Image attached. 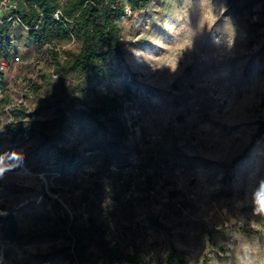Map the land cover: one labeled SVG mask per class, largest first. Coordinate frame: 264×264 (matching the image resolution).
<instances>
[{"label": "rangeland", "instance_id": "obj_1", "mask_svg": "<svg viewBox=\"0 0 264 264\" xmlns=\"http://www.w3.org/2000/svg\"><path fill=\"white\" fill-rule=\"evenodd\" d=\"M127 9L120 52L85 73L57 66L77 37L37 45L0 29V216L19 237L0 230V264H70L64 213L145 264H264V0ZM104 95L118 103L107 117ZM15 121L58 127L13 142Z\"/></svg>", "mask_w": 264, "mask_h": 264}, {"label": "trees", "instance_id": "obj_2", "mask_svg": "<svg viewBox=\"0 0 264 264\" xmlns=\"http://www.w3.org/2000/svg\"><path fill=\"white\" fill-rule=\"evenodd\" d=\"M150 0H22V13H17L24 27L27 28L29 40L37 45L54 44L55 39H71L77 37L82 41L79 52L63 63H57L64 73H85L95 68L98 62L106 61L112 54L120 52V22L124 10L144 9ZM59 12V20L54 18ZM52 51L57 56L55 45ZM59 70V71H60ZM3 74L0 69V88L3 87ZM100 116L107 117L116 111L118 103L115 99L104 95L98 97ZM58 127L56 121L47 123L30 122L28 125L20 121L10 123L7 132L11 141L28 140L36 131L46 133ZM55 234L61 235L70 246L66 249L70 264H85L94 244L102 255L104 264H145L139 249L133 248L131 254L126 253L120 243L108 240L101 225L89 220L87 224H77L75 219L66 213L58 218ZM0 230L6 232L9 241L19 240L17 225L13 217L0 216ZM57 256L62 251H55ZM173 264L174 256L168 257Z\"/></svg>", "mask_w": 264, "mask_h": 264}, {"label": "built area", "instance_id": "obj_3", "mask_svg": "<svg viewBox=\"0 0 264 264\" xmlns=\"http://www.w3.org/2000/svg\"><path fill=\"white\" fill-rule=\"evenodd\" d=\"M19 0H0V29L6 25L17 26L27 32V28L23 26L21 19L17 13ZM129 14L130 10L127 9ZM54 18L59 20V12L55 13ZM18 60V59H16ZM2 67H0L1 69Z\"/></svg>", "mask_w": 264, "mask_h": 264}, {"label": "clouds", "instance_id": "obj_4", "mask_svg": "<svg viewBox=\"0 0 264 264\" xmlns=\"http://www.w3.org/2000/svg\"><path fill=\"white\" fill-rule=\"evenodd\" d=\"M259 205H264V184L261 185V194L258 196ZM264 211V208H261ZM247 264H254L252 261H248Z\"/></svg>", "mask_w": 264, "mask_h": 264}, {"label": "snow or ice", "instance_id": "obj_5", "mask_svg": "<svg viewBox=\"0 0 264 264\" xmlns=\"http://www.w3.org/2000/svg\"><path fill=\"white\" fill-rule=\"evenodd\" d=\"M3 171V169H0V172H2Z\"/></svg>", "mask_w": 264, "mask_h": 264}]
</instances>
